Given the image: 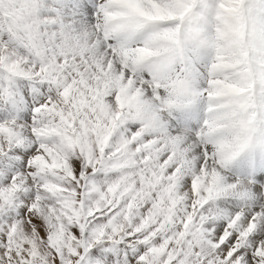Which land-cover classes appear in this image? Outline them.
<instances>
[{
  "label": "clouds",
  "instance_id": "9594fccd",
  "mask_svg": "<svg viewBox=\"0 0 264 264\" xmlns=\"http://www.w3.org/2000/svg\"><path fill=\"white\" fill-rule=\"evenodd\" d=\"M0 264H264V0H0Z\"/></svg>",
  "mask_w": 264,
  "mask_h": 264
},
{
  "label": "bare ground",
  "instance_id": "6f19581e",
  "mask_svg": "<svg viewBox=\"0 0 264 264\" xmlns=\"http://www.w3.org/2000/svg\"><path fill=\"white\" fill-rule=\"evenodd\" d=\"M70 6V5H69ZM71 7V6H70ZM77 10V8L76 7H73V11H76Z\"/></svg>",
  "mask_w": 264,
  "mask_h": 264
},
{
  "label": "rangeland",
  "instance_id": "374dc122",
  "mask_svg": "<svg viewBox=\"0 0 264 264\" xmlns=\"http://www.w3.org/2000/svg\"><path fill=\"white\" fill-rule=\"evenodd\" d=\"M69 5L71 6V7L70 6L69 7L72 8V10H73V5L71 3Z\"/></svg>",
  "mask_w": 264,
  "mask_h": 264
}]
</instances>
